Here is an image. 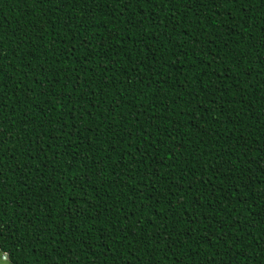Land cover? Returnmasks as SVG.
<instances>
[{"label": "trees", "instance_id": "obj_1", "mask_svg": "<svg viewBox=\"0 0 264 264\" xmlns=\"http://www.w3.org/2000/svg\"><path fill=\"white\" fill-rule=\"evenodd\" d=\"M0 251L264 264V0H0Z\"/></svg>", "mask_w": 264, "mask_h": 264}, {"label": "rangeland", "instance_id": "obj_2", "mask_svg": "<svg viewBox=\"0 0 264 264\" xmlns=\"http://www.w3.org/2000/svg\"><path fill=\"white\" fill-rule=\"evenodd\" d=\"M5 45V43L3 44ZM0 264H13L4 254L0 251Z\"/></svg>", "mask_w": 264, "mask_h": 264}, {"label": "water", "instance_id": "obj_3", "mask_svg": "<svg viewBox=\"0 0 264 264\" xmlns=\"http://www.w3.org/2000/svg\"><path fill=\"white\" fill-rule=\"evenodd\" d=\"M4 256H5V257H8V254H7V253H5V254H4Z\"/></svg>", "mask_w": 264, "mask_h": 264}]
</instances>
